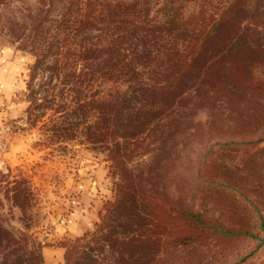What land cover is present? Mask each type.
I'll list each match as a JSON object with an SVG mask.
<instances>
[{"label": "trees", "instance_id": "obj_1", "mask_svg": "<svg viewBox=\"0 0 264 264\" xmlns=\"http://www.w3.org/2000/svg\"><path fill=\"white\" fill-rule=\"evenodd\" d=\"M197 1H36L32 19L41 24L32 38L46 50L42 57L53 58L52 70L57 68L55 77L61 83L70 90L101 81L126 87L121 95L103 101L87 98L76 100L74 106H62L67 115L70 107H76L70 109L72 113L78 108L88 112L95 102L102 117L95 129L102 140L96 143L105 146L117 179L95 230L76 239L65 264H106L105 260L140 264L139 260H159L166 245L182 248L207 236V223L200 214L175 208L147 186L142 170L129 166L135 155L144 156L146 147H154L150 151L154 152L159 143L164 146L163 135L181 110L186 114L191 110L193 102L203 107L213 96L218 102L238 101L246 91L264 97V7H251L250 0H212L213 4L203 0L196 13L185 16L186 6ZM12 2L27 8L23 0H0V6L8 8ZM251 13L261 26L254 24L248 35L251 29L243 27V22L252 18ZM10 17L11 21L24 18ZM71 124L74 127L69 129H76ZM84 128L88 130L87 125ZM108 137L110 141H104ZM262 140L261 125L258 132L230 134L225 143ZM238 226L236 234L256 245L264 243V219L258 210ZM220 231L225 232L224 228ZM8 235L0 231V248L9 242Z\"/></svg>", "mask_w": 264, "mask_h": 264}, {"label": "rangeland", "instance_id": "obj_2", "mask_svg": "<svg viewBox=\"0 0 264 264\" xmlns=\"http://www.w3.org/2000/svg\"><path fill=\"white\" fill-rule=\"evenodd\" d=\"M36 1L23 0L27 8L16 2L8 8L0 6V48L13 51L22 82V89L11 96L9 108L3 106L0 116V231L9 234V242L0 248L4 252L0 264H40V248L52 244L58 227L68 223L80 206L90 203L96 218L86 233L64 238L65 258L76 239L95 230L117 180L105 146L96 143L102 140L95 130L102 117L95 102L88 112L78 108L72 113L70 109L76 107H70L67 115L62 106L121 95L125 84L101 81L70 90L61 83L55 77L57 68L52 70L53 58L42 57L46 50L32 38L33 30L41 24L32 19ZM204 1L213 4L212 0ZM258 2L250 0L248 4L263 8L264 0ZM198 4L203 0L188 4L185 16L196 13ZM11 14L24 18L11 21ZM253 17L243 22V27L251 29L248 35L254 24L261 26ZM251 94L246 91L238 101L226 98L223 102L213 96L214 100L207 99L203 107L193 102L191 110L187 114L181 110L163 135L164 146L159 143L154 152H150L154 147H146L144 156L131 159L129 166L144 172L147 186L175 208L200 214L209 230L206 237L189 246L166 245L159 260L137 263L223 264L234 260V264H260L264 260V243L256 245L236 234L238 224H245L251 211L258 210L264 219V140L225 143L230 134L258 132L264 126V97ZM71 123L76 129H69L74 127ZM88 134L90 138H86ZM105 263L113 264V260Z\"/></svg>", "mask_w": 264, "mask_h": 264}, {"label": "crops", "instance_id": "obj_3", "mask_svg": "<svg viewBox=\"0 0 264 264\" xmlns=\"http://www.w3.org/2000/svg\"><path fill=\"white\" fill-rule=\"evenodd\" d=\"M20 65L13 51L8 48H0V116L3 115V106L8 107L11 96L22 89L19 80ZM91 201V200H90ZM95 203V202H94ZM96 205V204H95ZM90 203L75 211L65 225L58 227V231L52 236V244L40 248L42 264H63L64 247L62 241L66 237L82 235L91 227L97 212ZM260 264H264V260Z\"/></svg>", "mask_w": 264, "mask_h": 264}]
</instances>
